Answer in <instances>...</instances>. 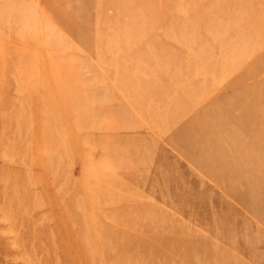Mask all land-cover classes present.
Segmentation results:
<instances>
[{
	"label": "rangeland",
	"instance_id": "1",
	"mask_svg": "<svg viewBox=\"0 0 264 264\" xmlns=\"http://www.w3.org/2000/svg\"><path fill=\"white\" fill-rule=\"evenodd\" d=\"M0 264H264V0H0Z\"/></svg>",
	"mask_w": 264,
	"mask_h": 264
}]
</instances>
